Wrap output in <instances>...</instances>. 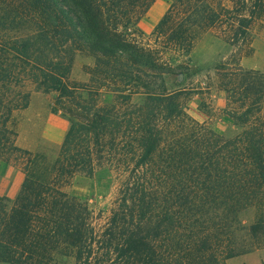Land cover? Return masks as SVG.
I'll list each match as a JSON object with an SVG mask.
<instances>
[{"label": "trees", "instance_id": "16d2710c", "mask_svg": "<svg viewBox=\"0 0 264 264\" xmlns=\"http://www.w3.org/2000/svg\"><path fill=\"white\" fill-rule=\"evenodd\" d=\"M154 2L0 0V164L28 156L14 199L0 195V263L225 264L264 247V76L215 68L238 127L226 136L165 84L188 73L206 32L246 43L264 0H167L144 39L137 24ZM77 52L93 59L84 84L70 77ZM28 86L53 93L68 121L50 163L19 149L10 128ZM78 173L116 184L102 224L59 186Z\"/></svg>", "mask_w": 264, "mask_h": 264}, {"label": "rangeland", "instance_id": "374dc122", "mask_svg": "<svg viewBox=\"0 0 264 264\" xmlns=\"http://www.w3.org/2000/svg\"><path fill=\"white\" fill-rule=\"evenodd\" d=\"M166 7L167 0H155L140 18L137 28L143 32L144 39L149 38ZM219 36L215 29L201 35L189 54L188 73L182 78L167 76L165 84L169 90H184L180 100L190 117L204 123L215 134L226 136L236 133L238 127L225 115L228 102L225 92L218 86L219 77L215 68L227 63L228 67L239 66L244 70L258 71L264 76V21L253 23L246 43L231 46ZM92 64L93 59L88 53L77 52L73 58L71 79L86 83V71ZM28 89L26 107L14 111L10 120V128L15 132V145L23 152L38 155L50 163L57 154L68 121L57 109L53 93L35 90L33 86H28ZM109 100L112 101L111 98ZM27 158L24 153H17L0 164V195L9 201L20 189ZM59 186L68 195L86 203L95 223L104 222L116 194V184L110 178L102 174L89 177L78 173ZM253 214V210L243 214L244 224L253 221ZM225 264H264V247L226 260Z\"/></svg>", "mask_w": 264, "mask_h": 264}]
</instances>
